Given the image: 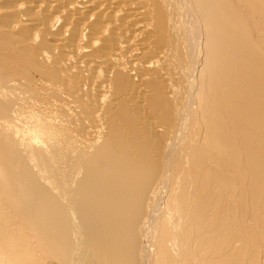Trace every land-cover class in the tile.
<instances>
[{
	"label": "bare ground",
	"instance_id": "6f19581e",
	"mask_svg": "<svg viewBox=\"0 0 264 264\" xmlns=\"http://www.w3.org/2000/svg\"><path fill=\"white\" fill-rule=\"evenodd\" d=\"M0 264H264V0H0Z\"/></svg>",
	"mask_w": 264,
	"mask_h": 264
}]
</instances>
